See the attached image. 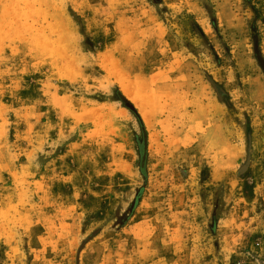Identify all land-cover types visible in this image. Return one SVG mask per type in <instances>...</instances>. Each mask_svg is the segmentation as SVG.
Returning a JSON list of instances; mask_svg holds the SVG:
<instances>
[{"label":"rangeland","instance_id":"374dc122","mask_svg":"<svg viewBox=\"0 0 264 264\" xmlns=\"http://www.w3.org/2000/svg\"><path fill=\"white\" fill-rule=\"evenodd\" d=\"M257 56L264 0H0V264H264Z\"/></svg>","mask_w":264,"mask_h":264},{"label":"trees","instance_id":"16d2710c","mask_svg":"<svg viewBox=\"0 0 264 264\" xmlns=\"http://www.w3.org/2000/svg\"><path fill=\"white\" fill-rule=\"evenodd\" d=\"M117 99L118 100H125L124 97L118 92L117 93ZM141 136L135 135V143H136V150L139 156V160H138V166H139V170L141 172V174L143 175V177L146 176V169H145V165H146V146H145V140H146V132L145 129L141 123Z\"/></svg>","mask_w":264,"mask_h":264},{"label":"water","instance_id":"95a60500","mask_svg":"<svg viewBox=\"0 0 264 264\" xmlns=\"http://www.w3.org/2000/svg\"><path fill=\"white\" fill-rule=\"evenodd\" d=\"M257 60L260 64V67L262 68V70L264 72V60L260 56H257Z\"/></svg>","mask_w":264,"mask_h":264}]
</instances>
